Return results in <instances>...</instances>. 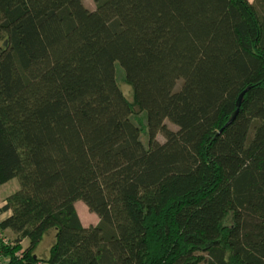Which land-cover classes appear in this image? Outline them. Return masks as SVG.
<instances>
[{
	"label": "trees",
	"instance_id": "trees-1",
	"mask_svg": "<svg viewBox=\"0 0 264 264\" xmlns=\"http://www.w3.org/2000/svg\"><path fill=\"white\" fill-rule=\"evenodd\" d=\"M94 1L0 0V264H264V0Z\"/></svg>",
	"mask_w": 264,
	"mask_h": 264
},
{
	"label": "rangeland",
	"instance_id": "rangeland-1",
	"mask_svg": "<svg viewBox=\"0 0 264 264\" xmlns=\"http://www.w3.org/2000/svg\"><path fill=\"white\" fill-rule=\"evenodd\" d=\"M249 1L253 2V0H249ZM82 2H83L84 6L86 8H88L90 10L95 9V1L94 0H82ZM114 71H115L117 82H118L122 92L124 93V95L128 99H131V88L123 80L124 71H123V68L121 67V65L119 64V62H117V61L114 63ZM137 115L139 116V119L141 120V122L145 121V117H146L145 112L138 111ZM164 124H165V126L167 128H169L171 130L175 131V130L178 129V126L176 124H174L173 122H171L169 119H165L164 120ZM141 139L144 142V144L146 145L147 144V137H146V135L144 133H142ZM156 139L158 141H160V142H163L165 140V136H164L163 132L159 131L156 134ZM18 187H19V179H18V177H13V178L9 179L8 181H6L4 183H1L0 184V201H1L2 197H4L5 195L13 192ZM80 201L85 205V203L82 200H80ZM86 210L88 211V212L86 211L87 214L84 215V216H81L82 221L84 223L88 224V225L89 224H95L94 221L97 222V220H98L97 214L92 212V211H90V210H88V209H86ZM90 214H92L94 216L95 220L92 219V215H90ZM81 218H80V220H81ZM52 239H53V233H48L47 235H45L43 237L42 241L37 246L38 248L36 250V254H38L39 256H45L47 254V252H48V248H49V245H50ZM25 244H27V240H26Z\"/></svg>",
	"mask_w": 264,
	"mask_h": 264
},
{
	"label": "crops",
	"instance_id": "crops-1",
	"mask_svg": "<svg viewBox=\"0 0 264 264\" xmlns=\"http://www.w3.org/2000/svg\"><path fill=\"white\" fill-rule=\"evenodd\" d=\"M10 194V193H9ZM8 195V194H7ZM7 195H5L4 197H2V199H1V201H0V206L3 204V200H4V198L7 196ZM74 206H75V209H76V211H77V213H78V215H79V217L81 218V216H84V215H86L87 213H86V209H88V207L87 206H85L80 200H76L75 202H74ZM89 210V209H88ZM88 212V211H87ZM7 214H9V211H6V212H3V213H1L0 214V217L2 218V217H4V216H6ZM90 215H92V214H90ZM89 215V216H90ZM92 219L93 220H95V218H94V216L92 215ZM81 222H82V224L83 225H88V224H86V223H84L83 221H82V218H81V220H80ZM98 221H99V217H98V220H97V222L96 221H94L95 222V224L96 223H98ZM4 233H6L8 236H12V232L10 231V230H8V229H4ZM22 245L23 246H26V240L24 239L22 242ZM38 248V247H37ZM37 248H36V250H37Z\"/></svg>",
	"mask_w": 264,
	"mask_h": 264
},
{
	"label": "water",
	"instance_id": "water-1",
	"mask_svg": "<svg viewBox=\"0 0 264 264\" xmlns=\"http://www.w3.org/2000/svg\"><path fill=\"white\" fill-rule=\"evenodd\" d=\"M247 89H248V88L242 90V91L238 94V96H237V98H236V103H235L236 108H235V110L232 112L231 116H230L229 119L226 121V123L224 124V126H227L228 124H230V123L233 121V119L235 118V116H236V114H237V112H238V109H239V107H240V104H241V102H242L243 95H244V93L246 92Z\"/></svg>",
	"mask_w": 264,
	"mask_h": 264
},
{
	"label": "built area",
	"instance_id": "built-area-1",
	"mask_svg": "<svg viewBox=\"0 0 264 264\" xmlns=\"http://www.w3.org/2000/svg\"><path fill=\"white\" fill-rule=\"evenodd\" d=\"M8 244L10 243L9 237L4 235L0 230V244Z\"/></svg>",
	"mask_w": 264,
	"mask_h": 264
}]
</instances>
